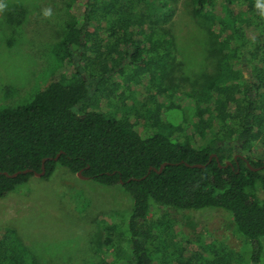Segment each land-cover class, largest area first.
I'll use <instances>...</instances> for the list:
<instances>
[{
	"label": "trees",
	"instance_id": "trees-1",
	"mask_svg": "<svg viewBox=\"0 0 264 264\" xmlns=\"http://www.w3.org/2000/svg\"><path fill=\"white\" fill-rule=\"evenodd\" d=\"M142 1L71 0V22L55 43L59 65L48 83L25 104L0 109V199L27 185L42 165L44 180L61 166L98 185H119L133 200L123 227H103L109 254L102 252L101 264L243 262L232 251L213 253L211 262L188 253L170 224L151 218L152 205L228 213L235 233L250 243L244 264H262L264 201L257 191L264 192V0H247L241 8L235 0H191L193 15L213 27L214 85L193 96L146 94L136 121L150 118L151 128L159 129L150 136L129 116L120 120L110 111L125 67L146 66V56L157 55L158 41L145 36ZM243 63L252 67L251 79L240 72ZM172 110L182 114L180 123L167 120ZM197 164L203 167H191ZM24 170L30 172L2 174ZM0 264L42 263L6 228Z\"/></svg>",
	"mask_w": 264,
	"mask_h": 264
},
{
	"label": "rangeland",
	"instance_id": "rangeland-1",
	"mask_svg": "<svg viewBox=\"0 0 264 264\" xmlns=\"http://www.w3.org/2000/svg\"><path fill=\"white\" fill-rule=\"evenodd\" d=\"M153 1L144 0L138 8L145 36L152 34L158 41L157 55H147L146 66L125 67L118 85L121 94L110 100L114 116L120 120L129 116L143 136L159 131L151 128L150 118L136 121L144 115L141 105L148 99L146 94L153 92L164 99L167 94L193 96L212 88L219 60L213 27L193 15L191 0ZM235 1L238 8L246 4ZM70 2L0 0L5 5L0 11V109L25 104L48 83L59 65L55 43L71 22ZM48 9L52 15L45 17ZM140 67L144 70L136 74ZM252 71L247 63L240 67L246 78H252ZM167 120L180 123L182 114L172 110ZM188 124L182 123L184 130ZM257 196L264 201V192L258 190ZM132 206V198L119 185H98L57 166L49 180L33 176L27 185L0 199V233L6 228L16 231L30 255L42 264H101L107 251L103 227H123ZM151 218L170 224L171 233L197 258L211 262L213 253L232 251L236 260H243L239 263L248 261L250 243L235 233L226 212L179 211L152 205ZM261 242L264 264V237ZM113 246H118L116 239Z\"/></svg>",
	"mask_w": 264,
	"mask_h": 264
},
{
	"label": "water",
	"instance_id": "water-1",
	"mask_svg": "<svg viewBox=\"0 0 264 264\" xmlns=\"http://www.w3.org/2000/svg\"><path fill=\"white\" fill-rule=\"evenodd\" d=\"M57 158H58V155L54 158V160H57ZM211 159V158H210ZM248 164V163H247ZM187 166H188V164H186ZM226 165H230V163L229 162H227L226 163ZM249 166V165H248ZM191 167H203L202 165H192ZM162 168H160V170H161ZM252 170H257V169H253L252 168ZM149 171H151V169L149 170ZM30 172V170H24V171H22V172H16V173H14V174H12V175H9L8 173H6V172H2V174L3 175H5V176H9V177H16L18 174H20V173H29ZM45 174V169H44V165H42V172L41 173H36L35 174V176H37V177H42L43 175ZM77 176L78 177H80V178H83V179H86L85 177H83L82 175H81V173L80 172H78V174H77Z\"/></svg>",
	"mask_w": 264,
	"mask_h": 264
},
{
	"label": "clouds",
	"instance_id": "clouds-1",
	"mask_svg": "<svg viewBox=\"0 0 264 264\" xmlns=\"http://www.w3.org/2000/svg\"><path fill=\"white\" fill-rule=\"evenodd\" d=\"M5 5L4 4H0V11H3ZM52 15L51 9H48L44 12V16L45 17H50Z\"/></svg>",
	"mask_w": 264,
	"mask_h": 264
},
{
	"label": "crops",
	"instance_id": "crops-1",
	"mask_svg": "<svg viewBox=\"0 0 264 264\" xmlns=\"http://www.w3.org/2000/svg\"><path fill=\"white\" fill-rule=\"evenodd\" d=\"M247 0H243L242 2L244 3V2H246Z\"/></svg>",
	"mask_w": 264,
	"mask_h": 264
}]
</instances>
